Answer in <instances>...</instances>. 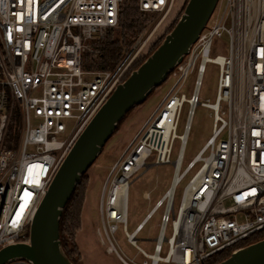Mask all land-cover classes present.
Here are the masks:
<instances>
[{
  "label": "built area",
  "instance_id": "obj_1",
  "mask_svg": "<svg viewBox=\"0 0 264 264\" xmlns=\"http://www.w3.org/2000/svg\"><path fill=\"white\" fill-rule=\"evenodd\" d=\"M125 1L0 0V249L28 243L30 224L64 156L148 41L139 46L140 35L122 46L113 66L93 67L102 60L101 41L120 28ZM132 1L160 22L175 3ZM224 35L225 54L218 49ZM209 63L217 66L216 91L212 102H202L198 92ZM194 70L187 97L180 89ZM167 79L166 93L100 186L99 243L121 264H206L264 230V0H223ZM196 105L210 110L211 134L182 167ZM152 164H171V179L129 233L130 180ZM188 175L175 207L176 188ZM157 213L148 252L136 236ZM119 224L135 249L131 257L116 243Z\"/></svg>",
  "mask_w": 264,
  "mask_h": 264
},
{
  "label": "rangeland",
  "instance_id": "obj_2",
  "mask_svg": "<svg viewBox=\"0 0 264 264\" xmlns=\"http://www.w3.org/2000/svg\"><path fill=\"white\" fill-rule=\"evenodd\" d=\"M130 0H126L125 6H130ZM184 0H175V3L166 16L160 22L161 16L150 15H137L132 21L136 26L132 32H126V41L134 42L140 35H142L141 43L149 36L148 41L137 55L136 60L141 57L148 56L161 42L163 37L170 31L174 25L180 12L182 10ZM223 3V0H218L216 7L211 15H215ZM160 22V23H159ZM210 23V19L207 24ZM121 28L112 30L104 37L105 40H120ZM219 51L227 53V38L224 35L220 39ZM129 45V44H128ZM195 77V70L190 72L180 92L189 96L193 80ZM217 81V66L214 64H207L204 74L202 76L201 85L198 92L200 101L205 102L214 100ZM171 84V80L167 79L158 87L154 88L148 97L139 105L135 106L121 121L116 128L114 134L106 142L101 150L100 155L93 162L91 167L87 170L81 185L78 190L77 199L83 198L82 205L78 214V229L75 231L74 236L66 239L69 242H74L76 246V264H121L114 254L106 251L99 243V236L101 235V228L98 217V196L100 192L101 183L108 171V168L123 152L127 143L131 140L134 133L139 126L147 118L150 112L161 100L163 95ZM186 104L183 106L178 133L181 132L182 124L186 112ZM212 115L209 109L196 105L191 121V127L187 138V144L184 151V160L182 167L198 152L205 140L211 134ZM177 145L174 148L171 159L176 155ZM172 175L171 164H152L148 168H141L130 180L128 188V207H127V220L126 230L131 232L135 226L142 220L147 211L152 207L155 200H157L163 191L168 187ZM189 175L177 186L174 206H177L181 190L187 181ZM149 194V199H143V193ZM159 221V213L144 226L142 231L137 234V244L148 252L152 251L154 237L157 232V223ZM168 230L166 231L167 234ZM118 247L128 256L135 254V249L126 241L122 231L121 224L118 225V230L114 234ZM149 239V240H146ZM165 251V245L162 253ZM136 260L140 261L141 257L136 256Z\"/></svg>",
  "mask_w": 264,
  "mask_h": 264
},
{
  "label": "water",
  "instance_id": "obj_3",
  "mask_svg": "<svg viewBox=\"0 0 264 264\" xmlns=\"http://www.w3.org/2000/svg\"><path fill=\"white\" fill-rule=\"evenodd\" d=\"M218 0H187L158 46L117 84L73 141L54 174L29 227L28 243L0 249V264H73L59 240L62 211L83 174L100 155L119 123L177 66L210 19ZM217 264H264V238L233 251Z\"/></svg>",
  "mask_w": 264,
  "mask_h": 264
},
{
  "label": "trees",
  "instance_id": "obj_4",
  "mask_svg": "<svg viewBox=\"0 0 264 264\" xmlns=\"http://www.w3.org/2000/svg\"><path fill=\"white\" fill-rule=\"evenodd\" d=\"M187 0H184L182 9L185 5ZM131 5L125 6L122 11V16L120 20V28H121V33H120V40H102L101 45H102V54H101V62L98 65H93L94 68L98 69H107L113 66L121 53L122 46L123 45H128L130 44L129 41H126V32H132L134 28L136 27L134 25V21L132 19L137 16L138 14L141 15V13L138 12L136 9L134 3L132 0L129 2ZM182 11V10H181ZM181 13V12H180ZM179 17V16H178ZM173 27V26H172ZM171 27V28H172ZM147 57V56H146ZM141 57L132 64L131 68L125 75L124 79L125 80L129 73L136 69L142 61L146 58ZM121 123V122H120ZM119 123V124H120ZM86 174V173H85ZM82 175L80 182L76 185L72 195L70 196L68 202L66 203L62 215L60 218L59 222V240L62 246V249L64 253L66 254L67 258L73 263L76 264V259H74V255H76V246L74 242H69L66 239V236L69 238H72L74 236L75 231L78 229V214L80 211V207L82 205L83 198L77 199L78 197V190L81 185V182L84 178V175ZM84 202V201H83ZM264 238V230L260 231L254 235L249 236L245 240L239 242L237 247H245L251 243L257 242L261 239ZM232 253V249H227L222 252H219L215 255H213L211 258H209L206 262V264H217L221 262L222 260L226 259L230 254Z\"/></svg>",
  "mask_w": 264,
  "mask_h": 264
}]
</instances>
